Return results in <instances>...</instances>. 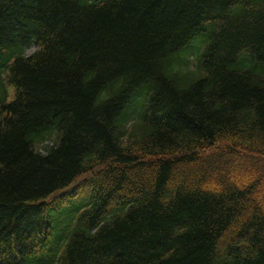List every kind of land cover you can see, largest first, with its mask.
I'll list each match as a JSON object with an SVG mask.
<instances>
[{"label": "trees", "instance_id": "1", "mask_svg": "<svg viewBox=\"0 0 264 264\" xmlns=\"http://www.w3.org/2000/svg\"><path fill=\"white\" fill-rule=\"evenodd\" d=\"M263 185L264 0H0V264H264Z\"/></svg>", "mask_w": 264, "mask_h": 264}, {"label": "rangeland", "instance_id": "2", "mask_svg": "<svg viewBox=\"0 0 264 264\" xmlns=\"http://www.w3.org/2000/svg\"><path fill=\"white\" fill-rule=\"evenodd\" d=\"M35 48V46H30L28 49H26V52H31L33 51ZM190 61L193 62V55L190 56ZM49 142V141H48ZM47 142V143H48ZM187 173L186 169H184L183 171L179 172L177 174V176H184ZM262 193H264V185L259 187L258 191L255 193V197L258 198ZM68 200V199H67ZM70 205L67 204L66 208L64 210H69ZM72 211V209H70L69 212H67V215L70 214V212Z\"/></svg>", "mask_w": 264, "mask_h": 264}]
</instances>
